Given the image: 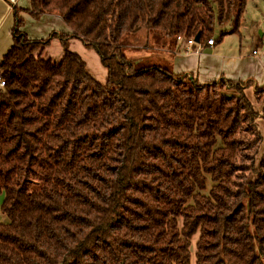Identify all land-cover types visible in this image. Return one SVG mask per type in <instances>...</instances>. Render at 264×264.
<instances>
[{"label": "trees", "instance_id": "obj_1", "mask_svg": "<svg viewBox=\"0 0 264 264\" xmlns=\"http://www.w3.org/2000/svg\"><path fill=\"white\" fill-rule=\"evenodd\" d=\"M248 2L31 0L34 18L58 15L70 31L43 40L15 9L0 62V264H192L197 234L196 264H264L252 83L136 68L122 45L142 30L205 43L223 29L220 44ZM56 38L59 62L44 57ZM71 39L97 53L106 83Z\"/></svg>", "mask_w": 264, "mask_h": 264}, {"label": "crops", "instance_id": "obj_2", "mask_svg": "<svg viewBox=\"0 0 264 264\" xmlns=\"http://www.w3.org/2000/svg\"><path fill=\"white\" fill-rule=\"evenodd\" d=\"M15 9L24 22L21 30L31 39L43 40L53 33L70 32L58 15L34 18L30 14L31 0H0V62L14 44ZM262 25L261 21L256 23L252 30L256 34L245 45L243 40H240L239 44L234 34L226 36L222 43H216L213 47L207 46L205 42L191 49L186 48L177 39L171 42L170 39L162 37L159 41L155 40L152 46L147 43L139 48L153 54L131 60L136 68H144L148 67L147 59L157 57V64L154 66L167 69L173 74L190 76L201 85L220 80L244 84L251 82L252 86L245 90V94L247 96L248 92H251L254 95L256 87L264 86V31L260 29ZM217 31L220 34L223 29ZM155 45L159 47H154Z\"/></svg>", "mask_w": 264, "mask_h": 264}, {"label": "rangeland", "instance_id": "obj_3", "mask_svg": "<svg viewBox=\"0 0 264 264\" xmlns=\"http://www.w3.org/2000/svg\"><path fill=\"white\" fill-rule=\"evenodd\" d=\"M258 21L263 22L262 27L260 26V29L264 31V0H250L248 3V6L246 8L245 14L243 16V21L242 25L240 28V31L236 35L235 38L240 44V40H243V44L245 45L252 36H254V32H252L253 27L256 25ZM229 28V26H227ZM224 28V29H227ZM221 30V29H220ZM219 31L214 32L213 37L211 36L210 38H214L215 40H218ZM264 33V32H262ZM149 34V35H148ZM257 34L260 36V33L257 32ZM47 36L46 38H48ZM149 37V39H148ZM162 37L159 35H156L154 32H138L136 34H130L126 35L123 37L122 40V45H123V52L124 55L127 58H139L142 55L144 56H149V54H153V52H146L148 50H142L139 49L141 46H145L147 43L152 46L154 45V41L161 40ZM176 38L170 39L174 40L175 42ZM160 45V44H157ZM154 47H159V46H154ZM68 48L70 51L77 53L82 57V59L85 61L87 70L88 72L95 77V79L100 82V83H106L107 81V70L102 66L99 56L97 53L93 50H87L82 41L78 39H71L68 42ZM65 50L64 47L61 45V42L58 38L54 39L52 41V45L45 50L44 57L46 58H51L55 62H59L63 56H64ZM148 62V67L149 66H154L157 64V57H151L147 59ZM264 89V86L259 87V90ZM232 93H235V91H232ZM245 93V91H244ZM246 95V94H245ZM247 98L249 101L253 104L254 109L261 115L263 113L264 105L257 103L255 99V94L253 95L251 92H248ZM262 100H264V97H262ZM257 132L259 136L262 138V143L260 144L257 154H256V165L258 166L260 161L262 160L264 156V120L263 119H258L257 123ZM0 220L6 222L8 219L0 213ZM199 235L197 234L192 241V264H196V258H195V253H196V243L198 241Z\"/></svg>", "mask_w": 264, "mask_h": 264}, {"label": "built area", "instance_id": "obj_4", "mask_svg": "<svg viewBox=\"0 0 264 264\" xmlns=\"http://www.w3.org/2000/svg\"><path fill=\"white\" fill-rule=\"evenodd\" d=\"M177 41L179 42V43H182V44H184L185 46H186V48H188V49H191L193 46H200V43L198 44V43H196L195 42V38H189V39H185L184 37H182V36H178L177 38ZM206 44H207V46H211V47H213V46H215L216 45V40L214 39V38H211V39H209L207 42H206ZM254 54L256 55L257 54V51L255 50L254 51ZM5 85V83L3 82V81H1L0 80V86H4Z\"/></svg>", "mask_w": 264, "mask_h": 264}, {"label": "water", "instance_id": "obj_5", "mask_svg": "<svg viewBox=\"0 0 264 264\" xmlns=\"http://www.w3.org/2000/svg\"><path fill=\"white\" fill-rule=\"evenodd\" d=\"M195 42L198 43V44L200 43V35H197V36L195 37Z\"/></svg>", "mask_w": 264, "mask_h": 264}]
</instances>
